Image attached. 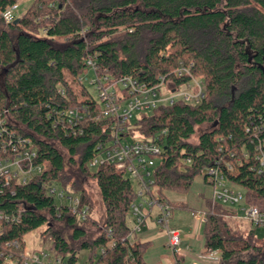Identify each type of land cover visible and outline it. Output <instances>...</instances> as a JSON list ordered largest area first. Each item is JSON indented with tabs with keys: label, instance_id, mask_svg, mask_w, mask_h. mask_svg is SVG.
<instances>
[{
	"label": "trees",
	"instance_id": "obj_1",
	"mask_svg": "<svg viewBox=\"0 0 264 264\" xmlns=\"http://www.w3.org/2000/svg\"><path fill=\"white\" fill-rule=\"evenodd\" d=\"M18 1L0 0V116L9 129L3 136L30 141L33 163L44 170L23 186L0 184V264L19 260L26 235L40 227L68 264H147L146 246L129 239L133 183L114 165L88 166L109 142L112 123L79 81L88 58L101 77L202 84L198 104L159 106L127 124L129 134L162 146L153 174L161 201H167L164 191L188 192L197 176L210 186L207 171L214 167L264 214V169L254 170L256 146L264 150V0H33L18 24H6L2 12ZM180 68L188 73L178 75ZM70 109L87 112L76 134L58 116ZM87 179L99 191L101 223L91 216ZM49 184L78 195L87 219L78 222L55 203ZM168 203L172 211L196 212ZM209 204L205 252H218V264H264L257 228L246 238L232 234L223 221L226 207ZM57 222L70 230L71 243L53 229ZM109 241L113 247L98 252Z\"/></svg>",
	"mask_w": 264,
	"mask_h": 264
},
{
	"label": "built area",
	"instance_id": "obj_2",
	"mask_svg": "<svg viewBox=\"0 0 264 264\" xmlns=\"http://www.w3.org/2000/svg\"><path fill=\"white\" fill-rule=\"evenodd\" d=\"M28 1L33 2V0ZM18 2L2 12L1 15L6 24L14 23L16 19H22L31 5L30 3L26 8L20 9ZM46 32L47 30L43 29L41 34L45 35ZM86 66L87 70L79 78V81L84 87V81L87 80L84 76L89 72L94 75L90 81V85L97 93L94 100L100 108L101 116L104 119L112 120L109 126V142L91 159L88 166L90 169H94L106 164L114 165L133 183L136 199L130 206L129 239L133 240L135 235L143 229L147 219L154 213V221L165 232L168 247L175 255L180 247L181 231L170 225L173 211L168 201H161L153 191L154 168L163 152L162 146L151 137H143L135 132L129 134L127 124L159 106H170L177 102L198 104L204 97L203 86L196 79H191L188 83L179 86H174L173 83L161 79L158 84L150 86L128 76L117 79L108 76L101 77L98 74L97 64L92 58L86 60ZM187 73L186 68H180L177 71L178 75ZM57 91L60 95H65L62 87H58ZM4 113L7 114V112ZM58 116L70 125L73 134H76L78 132L76 127L87 116V112L70 109L59 113ZM3 122L4 120L0 116V125L3 126H0L2 142L0 145V184L26 185L37 175H40L44 167L34 165L33 160L36 157V152L30 141H25L18 136L5 139L3 135L9 129L3 125ZM255 159L257 163L254 170L261 174L264 169V150L259 144L256 146ZM236 163L240 165L239 160ZM228 169L231 170V167ZM207 178L212 190V208L216 204H221L226 208L234 207L237 211L234 209V214L230 215L231 218L246 220L252 227L264 231V214L259 211L257 206L245 202L241 190L230 188L224 176L214 167L208 169ZM46 191L55 203L66 207L78 222H84L87 219L89 209L86 205L81 204L78 195L70 194L62 187L53 184L47 185ZM239 213H241L240 216ZM206 215L205 211L195 212L193 218L205 223ZM113 245V241H109L98 252L103 253ZM12 263L68 264L66 259L56 256L52 248L38 253L25 252L19 260ZM76 264H81V262Z\"/></svg>",
	"mask_w": 264,
	"mask_h": 264
},
{
	"label": "crops",
	"instance_id": "obj_3",
	"mask_svg": "<svg viewBox=\"0 0 264 264\" xmlns=\"http://www.w3.org/2000/svg\"><path fill=\"white\" fill-rule=\"evenodd\" d=\"M180 195V194H179ZM178 193L164 191L165 199L174 204L188 206L183 199H179ZM200 206L196 212L205 211L210 199L201 197ZM178 211V213H177ZM182 212V213H181ZM182 214V215H181ZM130 226V224H128ZM171 227L181 231V243L178 253L173 255L167 244L165 232L155 223L154 213L147 219L143 229L135 235V240L146 246L145 261L147 264H218L220 254L218 252H205L204 247V223L193 218V213L185 210H174L170 223Z\"/></svg>",
	"mask_w": 264,
	"mask_h": 264
},
{
	"label": "rangeland",
	"instance_id": "obj_4",
	"mask_svg": "<svg viewBox=\"0 0 264 264\" xmlns=\"http://www.w3.org/2000/svg\"><path fill=\"white\" fill-rule=\"evenodd\" d=\"M30 1L28 0H20L18 2V5L20 9H24L27 6L30 5ZM87 80L84 81V88L90 93V95L93 98H96L97 93L93 90L92 85H90V81L94 78V75L89 72L87 73L86 76ZM67 81L69 83H72L70 78L66 77ZM73 86V83H72ZM141 116V115H140ZM202 128H199L197 131H201ZM63 152V151H62ZM65 155V153L63 152ZM66 157V156H65ZM67 171H71V168L69 166L66 167ZM228 186L232 189H237L239 190L238 187L231 186L228 184ZM84 190L86 194L88 195L90 202L92 204V218L96 222H102L103 221V206L102 202L100 199L99 191L97 189V186L95 182L91 179H87L83 183ZM211 187L204 184L202 180V176H197L194 181L192 182L191 187L189 188L188 192L184 194H178L180 197L179 199H183L181 201H184L188 206L192 207L193 209H197L200 206L201 203V197L205 199H210L211 197ZM210 205V204H209ZM210 209L212 210V207L210 205ZM234 209L237 211L236 208L230 207L226 208L227 213L230 215L234 214ZM178 213V211H177ZM182 213V212H181ZM182 215V214H181ZM230 215H227V217H223V221L227 225V228L230 230L232 234L238 235L242 238L247 237V233L250 229L253 227L251 226L250 222L239 219V218H231ZM241 213H239V216ZM130 219V218H129ZM129 223V220H128ZM130 224V223H129ZM55 227L53 228L55 231L59 232L68 242L70 239L71 232L69 229H67L66 225L64 222H57L54 225ZM44 231V227H40L37 230L30 232L29 234L26 235L25 237V242H26V251L25 252H40V251H48L50 248H52V239L46 238L41 236V233ZM87 231L91 235H94L96 230L91 227L90 225H87ZM256 236L258 240L264 241V231L260 228L255 230ZM71 243V242H70ZM260 243V242H259ZM81 261H85L86 259V254L82 253L81 254ZM8 264H13V263H8Z\"/></svg>",
	"mask_w": 264,
	"mask_h": 264
},
{
	"label": "water",
	"instance_id": "obj_5",
	"mask_svg": "<svg viewBox=\"0 0 264 264\" xmlns=\"http://www.w3.org/2000/svg\"><path fill=\"white\" fill-rule=\"evenodd\" d=\"M19 19H16L15 21H14V24H18L19 23Z\"/></svg>",
	"mask_w": 264,
	"mask_h": 264
}]
</instances>
